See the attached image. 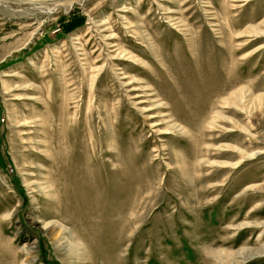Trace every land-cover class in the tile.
I'll return each mask as SVG.
<instances>
[{
  "label": "rangeland",
  "instance_id": "1",
  "mask_svg": "<svg viewBox=\"0 0 264 264\" xmlns=\"http://www.w3.org/2000/svg\"><path fill=\"white\" fill-rule=\"evenodd\" d=\"M263 102L264 0H0V264H264Z\"/></svg>",
  "mask_w": 264,
  "mask_h": 264
},
{
  "label": "bare ground",
  "instance_id": "2",
  "mask_svg": "<svg viewBox=\"0 0 264 264\" xmlns=\"http://www.w3.org/2000/svg\"><path fill=\"white\" fill-rule=\"evenodd\" d=\"M243 92V91H242ZM242 94V93H241ZM238 97V96H237ZM243 99H244V97H243ZM241 100V99H240ZM261 101V100H260ZM245 103V102H244ZM264 103V102H263ZM254 104V103H253ZM251 107V106H250ZM264 109V108H263ZM250 110V109H249ZM249 113V112H248ZM254 155H251L250 157L252 158ZM245 156H241V159H243ZM249 157V158H250ZM240 159V160H241ZM236 166V165H235ZM63 228V227H62ZM77 243V242H76ZM77 246L79 247V243H77ZM250 252L251 251H242V252H240V253H238L239 255H243V256H245V257H247L249 254H250ZM244 257V258H245Z\"/></svg>",
  "mask_w": 264,
  "mask_h": 264
}]
</instances>
